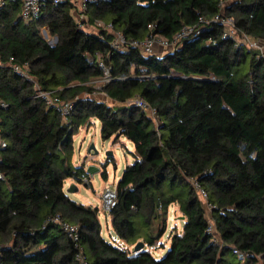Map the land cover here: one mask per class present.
<instances>
[{"label": "trees", "instance_id": "1", "mask_svg": "<svg viewBox=\"0 0 264 264\" xmlns=\"http://www.w3.org/2000/svg\"><path fill=\"white\" fill-rule=\"evenodd\" d=\"M223 1L221 11L220 0H106L87 7L83 27L68 1L48 0L26 24L18 3L0 9V264H77L55 216L77 228L87 264H264V54L222 38L212 21L230 17L239 37L264 41V0ZM199 17L209 21L200 35L171 50L144 55L111 45L116 33L171 41ZM97 59L110 74L103 100L92 95L102 78ZM35 84L72 104L65 120L34 97ZM93 120L102 141L132 144L107 215L116 237L129 247L142 242L140 251L107 242L97 208L63 188L85 173L72 163L74 135ZM173 206L180 232L168 231ZM165 235L167 251L155 258L146 248L164 250Z\"/></svg>", "mask_w": 264, "mask_h": 264}, {"label": "built area", "instance_id": "2", "mask_svg": "<svg viewBox=\"0 0 264 264\" xmlns=\"http://www.w3.org/2000/svg\"><path fill=\"white\" fill-rule=\"evenodd\" d=\"M48 0H0V9L9 3H18L20 6V18L23 21L32 20L38 16L40 11L43 9L45 3ZM54 4H59L64 1H68L74 6V12L79 13V15H83L87 10V7L91 4L103 2L106 0H51ZM224 6V1L220 0L219 7L222 11ZM82 17V16H81ZM85 15L80 19L81 27L84 26L82 23L85 21ZM212 21L217 22L224 28V32L222 33V38L232 37L236 40L237 43H242L246 47L258 51L260 54H264V41L260 39H251L246 35L242 34L241 37L238 36L237 30L235 28V23L230 17H223L220 15L215 16ZM209 24V21H206L203 17H199L196 24L186 25L181 27L172 37L171 41L164 39L158 35H147L142 40H132L126 41L120 34L116 33L111 43L112 47L115 49H123L126 50L127 47L138 48L141 53L144 55L152 54L156 48L162 50H171L173 47L178 45L183 39L186 38H196L200 35L201 29ZM94 26L100 27L105 30H110L111 25H104L100 22H95ZM153 28L152 25H148L147 29L151 31ZM10 67L14 72L20 73L24 77H27L26 72L19 65L12 64V59L9 60ZM97 67L102 73V78L100 80L94 81V89H101V86L110 81L109 68L100 60L97 59ZM35 94L34 97L40 99L44 102L46 107L55 109L63 120L69 115L72 104L70 102H65L60 100L57 96H55L53 91H43L36 84L34 85ZM95 94V93H93ZM135 107L145 111L151 118L155 119V111L150 108L142 99L139 97H134L131 102ZM3 106L0 104V107ZM5 143L0 137V148H3ZM96 148V146H95ZM97 150V148H96ZM106 163L110 161L109 157H106ZM78 181L83 183L86 186H91V182L86 173H82L78 177ZM199 196L202 201L206 200V193L195 186ZM101 207L105 213H109L116 205L117 197L115 190L103 189L100 195ZM210 209V207L207 205ZM52 222H56L59 224L63 232L67 235V237L73 242V245L76 249L75 253V261L77 264H87L85 257L83 256L82 249L77 246L78 242V233L77 228L74 225H71L65 221H61L57 216L53 217ZM207 232L213 231V225L209 223L207 225ZM234 253L238 256L239 259L243 258V255L238 251H234Z\"/></svg>", "mask_w": 264, "mask_h": 264}, {"label": "rangeland", "instance_id": "3", "mask_svg": "<svg viewBox=\"0 0 264 264\" xmlns=\"http://www.w3.org/2000/svg\"><path fill=\"white\" fill-rule=\"evenodd\" d=\"M44 29H41V34L44 36ZM47 41L49 44L53 45L55 43L54 37L48 38ZM95 94H92L95 98L101 99L104 96H101V92L98 89H94ZM103 95V94H102ZM80 139L83 140L81 149L77 150L78 143ZM118 140V142L113 143L112 140L102 141L99 135V123L96 120L92 121V124L83 129L82 132L76 134L74 136V143H75V152L73 157V163L75 166L79 167L78 164V156L81 151L84 152L81 156V160L83 159L84 165L89 161L91 165L98 169V172L94 173L92 176L89 177L90 181H94L97 184L96 188H90V186H86L80 181L67 179L65 184H69L73 182L76 187V191L74 193H66L67 197L71 201H75L77 203H81L84 206H90L92 208H97L98 212V219L101 226V233L106 239L107 242L114 244L120 248H129L133 249V246L129 247L124 242H122L119 238L116 237L114 231L112 229L110 218L108 217L107 213H105L101 207L100 195L103 189L115 190L116 183L125 168L126 165L130 163L127 161L126 152H127V145L131 147L132 144L128 142L126 139ZM90 144H93L97 148V155H87L86 150ZM111 151L112 156L110 157V161L106 163L105 159V152ZM90 165V164H89ZM104 167V169H103ZM86 168H84L85 171ZM105 170L106 172V179L101 176V172ZM93 184V182H92ZM66 189V188H65ZM204 205V204H203ZM205 207V206H204ZM208 212V210H206ZM183 221L180 220V214L175 209L173 210L172 207L169 208V218H168V231L173 227L176 226L178 232L182 229ZM167 231V232H168ZM167 234V233H166ZM161 242L165 245L164 250H154V249H147L152 253L155 258L162 257L168 247V242L166 240V235L162 238Z\"/></svg>", "mask_w": 264, "mask_h": 264}, {"label": "water", "instance_id": "4", "mask_svg": "<svg viewBox=\"0 0 264 264\" xmlns=\"http://www.w3.org/2000/svg\"><path fill=\"white\" fill-rule=\"evenodd\" d=\"M44 38H46V33L44 32ZM55 42L56 39L54 38ZM86 154L87 155H97V150L95 148V146L93 144H90L89 147L86 150ZM105 156L106 157H111L112 153L110 151H106L105 152ZM85 173L88 174L89 176H92L94 173L98 172V169L96 167H94L93 165H87L85 167ZM76 187L73 183H71L70 185H68L65 189V193H74L76 191ZM144 249V245L142 242H138L133 246V252H137Z\"/></svg>", "mask_w": 264, "mask_h": 264}, {"label": "crops", "instance_id": "5", "mask_svg": "<svg viewBox=\"0 0 264 264\" xmlns=\"http://www.w3.org/2000/svg\"><path fill=\"white\" fill-rule=\"evenodd\" d=\"M73 15H74V18L75 19H77L78 21H80V19L84 16V14L83 15H79V13H76V12H73ZM82 16V17H81ZM26 23H29V20H26L25 21V24ZM164 50H162V49H159V48H156L155 49V52H157V53H161V52H163ZM101 96H103L102 94H101ZM97 99V98H96ZM104 99V97L103 98H101V100H103ZM99 100V99H98ZM83 130H81V131H79L77 134H79L80 132H82ZM75 136V135H74ZM123 139V138H122ZM120 141H121V138L119 139ZM119 141V142H120ZM82 142H83V140L82 139H80V141H79V143H78V146H77V150H80L81 149V145H82ZM128 147H127V151H132L131 150V147L129 146V145H127ZM76 149V148H75ZM111 152V151H110ZM84 152H80L79 154H81V155H79L78 156V164L80 165L79 167H83V169L87 166V165H91V162L92 161H88L85 165H84V163H83V159L81 160V156H82V154H83ZM112 153V152H111ZM73 157H74V155H73ZM73 157H72V163H73ZM126 157H127V161L129 162V163H131L132 162V158H131V156L129 155V154H127V152H126ZM73 165H74V163H73ZM75 166V165H74ZM77 167V166H76ZM91 182V181H90ZM92 182H93V184H92ZM91 182V186H90V188H96L97 187V184L94 182V181H92ZM71 183H73V182H71ZM71 183H69V184H65V182H64V184H63V188H64V190H65V188L68 186V185H70ZM172 209L173 210H175L176 209V207H172Z\"/></svg>", "mask_w": 264, "mask_h": 264}]
</instances>
